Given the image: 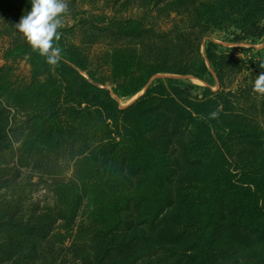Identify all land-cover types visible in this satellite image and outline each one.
<instances>
[{
    "label": "trees",
    "instance_id": "obj_1",
    "mask_svg": "<svg viewBox=\"0 0 264 264\" xmlns=\"http://www.w3.org/2000/svg\"><path fill=\"white\" fill-rule=\"evenodd\" d=\"M117 5L144 13L74 14L53 68L14 27L30 0H0V264H264V69L201 53L263 40L264 0Z\"/></svg>",
    "mask_w": 264,
    "mask_h": 264
},
{
    "label": "rangeland",
    "instance_id": "obj_2",
    "mask_svg": "<svg viewBox=\"0 0 264 264\" xmlns=\"http://www.w3.org/2000/svg\"><path fill=\"white\" fill-rule=\"evenodd\" d=\"M70 8V14L65 16L64 25L71 26L74 24V14H124L125 16H130L131 14H143L144 11L134 9V8H125L120 10L119 5L115 6V0H67ZM116 10H119L116 12ZM87 16V15H86ZM1 23V20H0ZM161 25L166 29L169 25L165 21H160ZM238 33H235L233 29L229 31H218L211 30L201 46V53L204 55L207 45L210 41H213L220 46V52L226 54H234L239 57L245 58L254 68L261 69L259 63L264 62V39L263 40H240ZM8 47V41L6 38H0V65L4 64L3 61L5 49ZM96 52L100 53L106 50V46L97 45L95 47ZM15 74L20 77L27 78L30 74V68L28 63L25 60H21L16 65ZM173 76L169 75H159L154 77L151 80V83L157 82L159 79L171 78ZM179 79L186 83L187 85L194 86L193 92L196 94L201 93V89L206 87V83L203 81L197 80L193 77H173ZM107 89L112 91L111 86H106ZM214 90H217L218 87H214ZM146 92V89L135 95L134 97L129 98H118L116 99L119 102V105L122 109L127 108L133 105L138 101ZM37 180V179H35ZM36 201L41 202L43 206L52 205V194L49 192L48 188L43 185L40 188V191L35 193L34 196ZM87 208V204H86Z\"/></svg>",
    "mask_w": 264,
    "mask_h": 264
},
{
    "label": "clouds",
    "instance_id": "obj_3",
    "mask_svg": "<svg viewBox=\"0 0 264 264\" xmlns=\"http://www.w3.org/2000/svg\"><path fill=\"white\" fill-rule=\"evenodd\" d=\"M31 10L27 11L14 25L31 47L32 51L55 68L62 60V48L58 45L64 27L65 16L70 14L67 0H30ZM264 69V62L259 63ZM252 91L264 96V71L254 79ZM219 112L209 113V118H218Z\"/></svg>",
    "mask_w": 264,
    "mask_h": 264
}]
</instances>
